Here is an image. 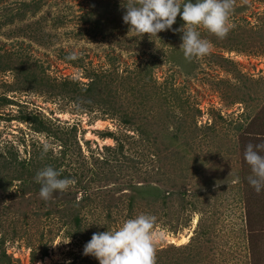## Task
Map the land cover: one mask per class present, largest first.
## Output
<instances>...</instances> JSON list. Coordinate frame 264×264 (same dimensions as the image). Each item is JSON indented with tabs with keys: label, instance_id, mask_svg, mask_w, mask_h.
I'll return each mask as SVG.
<instances>
[{
	"label": "rangeland",
	"instance_id": "obj_1",
	"mask_svg": "<svg viewBox=\"0 0 264 264\" xmlns=\"http://www.w3.org/2000/svg\"><path fill=\"white\" fill-rule=\"evenodd\" d=\"M125 3L0 0V62L13 65L0 71V155L14 152L26 161L46 154L47 143L54 166L74 179L48 200L62 212L33 215V205L7 200L0 207V249L10 264H99L82 254L93 233L151 214L155 264H189V249L190 264H264V190L248 183L241 151L264 142V0H233L228 34L220 39L200 28L210 52L191 61L179 47L181 31L130 32ZM183 23L178 14L172 29ZM71 52L76 59H67ZM28 68L42 81L29 82ZM91 80L109 110L89 103ZM22 114L38 116L47 130H34ZM130 118L136 122L127 125ZM247 126L253 135L242 142ZM76 180L90 187L80 209L74 202L88 192L71 190ZM128 181L179 190L155 203L158 215L142 190L129 214L128 191L118 189Z\"/></svg>",
	"mask_w": 264,
	"mask_h": 264
},
{
	"label": "clouds",
	"instance_id": "obj_2",
	"mask_svg": "<svg viewBox=\"0 0 264 264\" xmlns=\"http://www.w3.org/2000/svg\"><path fill=\"white\" fill-rule=\"evenodd\" d=\"M123 7L126 11L122 19L136 35L157 36L164 30L181 31L179 47L184 58L191 61L210 52L211 43L201 37L200 28L220 39L228 34L234 3L233 0H126ZM178 14L184 23L180 29H172ZM67 59H76V53H69ZM49 150L50 145L44 143L42 151ZM262 153L264 142L247 144L243 154L251 170L248 183L257 193L264 190ZM34 179L40 185L39 196L45 201L54 192H64L74 183L69 177H61L60 171L52 166L37 171ZM155 221L156 217L151 214H138L124 220L115 230L95 232L83 246L82 254L96 258L99 264H155Z\"/></svg>",
	"mask_w": 264,
	"mask_h": 264
},
{
	"label": "trees",
	"instance_id": "obj_3",
	"mask_svg": "<svg viewBox=\"0 0 264 264\" xmlns=\"http://www.w3.org/2000/svg\"><path fill=\"white\" fill-rule=\"evenodd\" d=\"M1 56V55H0ZM1 59V57H0ZM20 67V65H19ZM6 69H11L13 70V65H3L0 62V71L6 70ZM25 72V71H23ZM20 74H22V72H19ZM36 69H27L26 70V74H29V82H39L42 81V76L39 75L40 72L38 74H35ZM89 86L87 87V89L85 91H89V94L93 97L91 98V101L89 103L94 104L95 102H99L100 103V107H105L107 108L109 105V102H104V101H99L98 100V96L97 93L95 91V86L97 81L91 80V82H89ZM143 85H146L145 83ZM147 86V85H146ZM151 89H153V87H151ZM152 93H157L160 94V92L158 90H153ZM173 95V94H172ZM95 98V100H94ZM5 100V99H3ZM94 100V101H93ZM164 104L168 105V102H165ZM170 106H172L171 104L168 105V107L170 108ZM111 109V107H110ZM107 110H109L107 108ZM149 112H154V110H150ZM169 114V112H168ZM171 116V115H169ZM172 117V116H171ZM262 118V117H261ZM260 118V119H261ZM147 119V118H145ZM20 120L25 121V122H29L31 124H33V129L36 131H40V130H47V128L43 125L42 121L39 119L38 116L36 115H25L22 114L20 116ZM138 120H142L141 117H138ZM262 123L264 122V117L262 118ZM134 122V120H132V118L126 120L125 123H127V125H132ZM180 125H178L175 128L176 132L180 131ZM239 130L241 129V126L238 127ZM250 128H252V126H247V128L245 130H243V133H239V137H241V141L243 142V140L248 137L251 136L253 134L249 133L248 131L250 130ZM256 132V131H255ZM262 136H264V133L261 134ZM107 136H111V135H107ZM112 137V136H111ZM113 138V137H112ZM173 140L172 146H176L177 145V138L176 136H172L171 138ZM153 143H156V138L154 137L153 139ZM241 141L240 143H238L241 146ZM119 149H122V145L119 144ZM171 146V145H170ZM244 147L245 146H241V151H243L244 153ZM165 151V149H164ZM167 153H173L172 150L167 149L166 148ZM50 156L48 153L44 154V155H39L37 157L34 158H30V159H26L25 160H18V155L16 153H12V152H8L7 156H3L0 155V207L5 208V202L7 200H9V202L12 200H18L22 202V206H31L33 205L35 207V211L33 212V215H39L38 211L45 209V212H43L42 214L44 215H51L52 213H56V212H62V207L61 208H56L54 205H52L51 201H45V200H40V202H36L35 197H33V195L35 194H39V189H40V185L39 183H37L34 179L36 172L34 170H36L35 165H39V163L44 162V166H52L54 169H57L60 171V175L61 177H69L71 179H73V177L70 174H67L65 171H61L60 169H58V167L54 166V163L52 160H50ZM109 178H107L108 180ZM74 180V179H73ZM93 181V179H91ZM122 186H124V188L122 187H118L119 191H128V195L123 194V197L125 196V200H126V207H127V211L132 213L134 211L135 205L137 204V198H141L140 196V192H144V194H148L149 196L144 195L143 199L145 201V204L151 208V211L153 212L154 215H158V209H154L155 208V203L157 201L160 200L161 204H165V202L169 199H173L172 197H174L175 193L179 190L176 189L177 187H175L174 190H169L171 186H175V185H169L165 191L162 192V190L150 183H146V185H136L135 183L128 181L122 184ZM12 187H16L15 191L12 192L11 188ZM71 190L75 191H86L88 193H86V195L78 202H74V205L80 209L82 207H84V205L88 202H85L86 200H89V195H90V187L86 184L80 186V182L76 180V185L73 186L71 188ZM11 192V193H9ZM165 192V193H164ZM70 193V191L68 192ZM168 193V194H167ZM11 194V195H10ZM57 192H54L52 195H57ZM142 195V194H141ZM12 196V197H11ZM150 197V198H149ZM186 200L188 199V197L183 196L182 200ZM121 201V198H119V202ZM189 201V200H188ZM4 206V207H3ZM79 206V207H78ZM74 215V219L75 222H78V217ZM77 219V220H76ZM199 235H204L203 232H200ZM198 235V236H199ZM187 249H189L188 247H186ZM190 251H187L186 254L184 255L185 259L187 260V262L190 264V262L193 260V250L189 249ZM181 262V261H179ZM178 262V263H179ZM10 264L9 262V257L6 255L5 251L3 248L0 249V264ZM159 263V262H156ZM175 264L177 263L176 260H166V261H162V263L159 264Z\"/></svg>",
	"mask_w": 264,
	"mask_h": 264
}]
</instances>
